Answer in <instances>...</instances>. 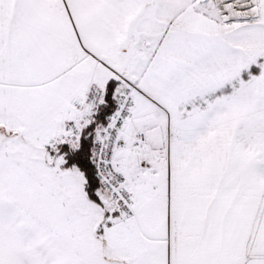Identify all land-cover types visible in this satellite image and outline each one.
Here are the masks:
<instances>
[{"label":"snow or ice","instance_id":"snow-or-ice-1","mask_svg":"<svg viewBox=\"0 0 264 264\" xmlns=\"http://www.w3.org/2000/svg\"><path fill=\"white\" fill-rule=\"evenodd\" d=\"M0 264H264V0H0Z\"/></svg>","mask_w":264,"mask_h":264}]
</instances>
